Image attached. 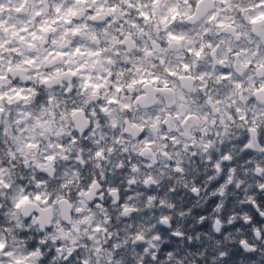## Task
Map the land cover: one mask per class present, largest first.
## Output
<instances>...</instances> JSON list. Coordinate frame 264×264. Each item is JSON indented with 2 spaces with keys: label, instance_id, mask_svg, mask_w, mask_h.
<instances>
[{
  "label": "clouds",
  "instance_id": "9594fccd",
  "mask_svg": "<svg viewBox=\"0 0 264 264\" xmlns=\"http://www.w3.org/2000/svg\"><path fill=\"white\" fill-rule=\"evenodd\" d=\"M0 264H264V0H0Z\"/></svg>",
  "mask_w": 264,
  "mask_h": 264
}]
</instances>
